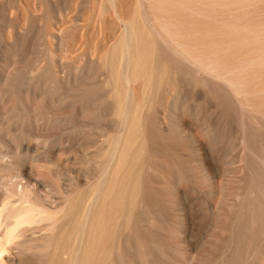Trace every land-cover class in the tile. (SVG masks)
<instances>
[{"label": "bare ground", "instance_id": "6f19581e", "mask_svg": "<svg viewBox=\"0 0 264 264\" xmlns=\"http://www.w3.org/2000/svg\"><path fill=\"white\" fill-rule=\"evenodd\" d=\"M32 18L49 37L51 53L70 58L73 71L63 81L90 76L101 86L97 96L117 134L107 149L80 160L94 166L91 175H71L38 142L33 154L13 143L14 153H0V172L18 177L0 182V264H115V252L121 264H131L136 211L164 224L150 211L148 186L155 165L170 159L172 169L158 174L204 180L206 192H248L245 208L237 202L240 252L246 236L240 220L264 219V0H34ZM42 65L31 67L32 85ZM61 168L70 174L63 184L69 189L60 187ZM144 252L138 264H152L143 262ZM225 254L212 264L240 258ZM262 255L252 251L250 259Z\"/></svg>", "mask_w": 264, "mask_h": 264}, {"label": "rangeland", "instance_id": "374dc122", "mask_svg": "<svg viewBox=\"0 0 264 264\" xmlns=\"http://www.w3.org/2000/svg\"><path fill=\"white\" fill-rule=\"evenodd\" d=\"M33 8L34 0H0V93L3 96L5 94L6 97L4 98L0 94V97H3V101L0 98V153L6 152L9 155L15 152L16 147H18L17 150L21 149L19 147H22L21 150L29 149L30 153L33 154L35 148L39 146L36 144L38 142L40 144L38 148L41 147L40 150L44 148L51 151L53 160L59 159L63 165L66 164V169L71 171V175H75L78 171H81V173L89 172V175H91L95 169L92 164H84L83 167L78 164L85 155L91 156L98 149H107L110 146L112 137L114 138L117 134L114 124L115 119L112 118L110 113L109 116L107 115L108 111L106 109L108 108L105 106L106 103H102L101 105L102 97L100 94L103 92L100 90L101 86L92 77L84 78L79 76L77 77L78 80L71 79L68 83L62 80V76H66L73 71L71 67L73 65L70 63V58L62 56V52L51 53L48 42L49 37L41 33L40 28L33 21ZM69 50V55L73 56L76 46L74 45L73 48L72 45ZM51 60H53V64L50 63ZM36 65L37 67L38 65L44 67L39 71L40 74L37 77L40 82L38 80V82L36 80L33 81L35 83L34 86L30 83V69L33 68L35 70ZM44 68H49L48 70L51 71L49 75V71L47 73ZM93 71L94 69H91L90 74ZM56 80L58 83L54 82ZM62 82L64 83L62 84ZM28 85L34 86L37 90L31 86L27 87ZM40 86L41 88H39ZM30 87L31 91H27ZM97 92H102L98 95L99 97L97 96ZM59 98L61 99L59 100ZM28 132L33 134L29 135ZM21 134L22 136L23 134L24 136L27 135L25 138L30 137L29 139L32 141L29 140L31 146L27 142L28 138L26 140L23 138L24 136L21 138ZM34 135L35 138H33ZM58 139L63 141L62 144L56 145ZM12 143L13 145L16 144V147H14L15 145H12V147ZM58 145L60 147L64 146L63 149L66 147L63 153L60 151ZM8 150L9 153H7ZM175 150V147H173L171 152ZM188 164L190 167L196 168L195 163ZM45 166L47 168L53 167V163H47ZM155 166L157 167V169L155 167V170L158 173L161 171L166 173L169 169H172L173 163L170 159L161 164L159 162ZM62 171L61 177L65 179L63 180L64 182L61 181L62 178L59 179L57 176H54V181L58 183L62 182L60 187L69 189L66 187L69 184L67 180H69L68 176L70 174L63 169ZM72 171L75 172L73 173ZM1 172L0 182L9 181L8 183H10L18 179L13 174ZM158 173L155 176L153 175L152 179H154V182L148 186L150 190L148 192L150 198L149 207L151 212H158L160 214L164 220V224L161 223L159 225L158 223L159 227L156 226L157 222L151 220L153 214L151 215L149 211H147L148 213L142 209L143 212L137 210L140 212L138 213L136 211V218L133 219V225L134 227L136 226V229L133 227L130 243L131 251L133 252L134 250L131 253V264H138L137 260H139L144 251L143 262L151 261L152 264L155 261L157 264H212L215 260L220 263L224 259V257L223 259L221 258L223 252L227 256L231 255L232 258H235L233 255L236 256L238 254L240 256L238 262L235 260L232 261V264H245L246 262L244 261H247V264H264L262 262L264 260L263 255L261 257L263 258L262 261L261 258L253 260L255 262L250 259L252 251L261 250L264 253V234H262L264 232V219L259 220L260 222L263 221L261 223L254 221L257 224H263L261 226L257 224L255 226L254 222L250 221V218L248 221L249 215L248 217H244L246 218L245 220L244 218L240 220V224H243V226L241 225L242 228L246 227V231L244 229L246 236H244L243 240L240 238V252H238L239 250L235 251V249L237 250L236 244L238 243L236 237L238 236V229H236L237 225L235 227V221L239 215L241 218V211L239 212L238 205L240 204L241 207L242 205L244 206V203H247L245 202V194L248 192H206L207 187L204 180L192 184L193 180L191 179L177 181L174 178L166 176L164 173V176ZM79 183L83 185L84 181L81 180ZM63 184H67L65 185L66 187ZM87 199L86 197L85 202ZM247 199L249 200L248 196ZM243 208H240V210ZM212 210L215 211L214 220H212L210 214ZM244 211L242 214L245 213L243 216H246V211ZM142 214H145L146 218ZM138 217H144L146 221L144 222V219H138ZM147 219L150 220V223H148ZM212 224L214 225L212 226ZM143 225L146 226L143 227ZM257 228L260 231H257ZM229 243H231V246L227 247ZM233 244L236 247H233ZM115 254V264H121L119 252H115ZM247 254H249V258Z\"/></svg>", "mask_w": 264, "mask_h": 264}]
</instances>
